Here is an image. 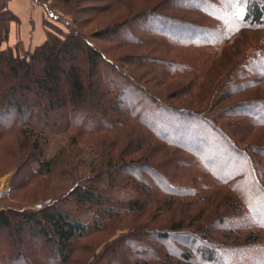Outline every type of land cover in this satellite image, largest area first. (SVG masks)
Masks as SVG:
<instances>
[{"label":"rangeland","instance_id":"rangeland-1","mask_svg":"<svg viewBox=\"0 0 264 264\" xmlns=\"http://www.w3.org/2000/svg\"><path fill=\"white\" fill-rule=\"evenodd\" d=\"M40 1L48 7L45 13L53 34L65 38L74 30L85 36L119 72L105 70L114 90L105 84L103 72L97 78L83 72L90 84L86 102L94 106L101 101L110 103L107 122L98 111L86 119L72 112L73 102L67 110L61 108L59 96L38 88L37 70H29L27 78L33 88L13 91L14 96L28 93L30 97L23 105L25 113L10 110L0 117V192L11 188L0 197V211L13 217L12 228L0 233L11 235L13 264L60 263L61 258L52 251L54 244L33 235L37 226L29 227L21 220V213L37 210L41 203L57 205L74 219L100 225L73 243L65 264H181L186 253L192 254L193 264H236L232 253L242 243L252 245L241 252L240 264H264L263 231H257L258 245L245 240L250 232L244 236L236 233L241 238L228 235L231 232L226 227L238 222L233 215L238 217L237 211L227 200L235 194L216 177L226 172L228 148L217 145L218 138L212 136L206 144L203 125L194 117L168 115L165 110L155 113L154 104L145 103L146 97L138 89L154 94L170 108L202 111L245 145H259L264 150V128L255 129L257 117L237 113L240 103L264 98V82L260 83L264 62L249 64L250 57H246L262 44L264 31L241 26L209 0ZM200 4L205 14L194 10ZM204 9L229 21H215ZM23 13L24 7L16 25L25 27L31 10ZM4 18L2 26H7L9 16ZM180 22L200 23L211 29L210 34L216 27L218 35L229 39L205 58L199 53L200 42L209 35L200 34L194 43L195 34L186 32L184 38L182 26H175ZM108 26L119 28L126 45L99 36L97 32ZM131 38L142 43L129 42ZM10 43L7 39L3 44L14 56L30 53L29 47ZM59 60L65 67V56ZM121 74L138 88L131 87L120 103L116 94L122 86ZM19 79H25L23 74ZM47 84L53 87V81ZM110 88L112 92H108ZM143 117L146 122L137 120ZM157 131L169 133L171 138L161 137ZM150 136L154 141L147 145ZM85 190L100 194L106 208L81 203L78 194ZM136 203L145 211L128 212ZM260 214L264 216V210ZM177 225L181 230L173 232ZM166 232L171 234L167 238ZM210 249L216 252L214 261L204 253Z\"/></svg>","mask_w":264,"mask_h":264},{"label":"trees","instance_id":"trees-1","mask_svg":"<svg viewBox=\"0 0 264 264\" xmlns=\"http://www.w3.org/2000/svg\"><path fill=\"white\" fill-rule=\"evenodd\" d=\"M72 1L73 0H70V2ZM208 3H210L216 10L228 14L232 20L241 26L245 28L248 27L252 31H264V0H209ZM199 6L201 8H195L194 10L204 13L203 8L205 7L201 4ZM213 7L210 6V8ZM241 8L244 9L243 12H240ZM204 10L211 15H208V17L215 21L222 23H227L229 21L224 16L215 15L213 12L206 9ZM7 15L9 16L10 22L7 20L8 25L2 26L3 18ZM15 19L16 16L7 9L6 5L0 3V117L6 116L10 110H14V112H17L18 114L26 112L23 105L26 104L30 98L28 93H20L15 96L12 93L13 91H16L17 88L24 92L33 88L34 84H31L27 79L29 70L33 69L38 72V88H46L49 91L51 90V94L54 96H59L58 101L61 102V105H59L61 108L67 110L66 107L68 103L73 102L72 112H79L84 119L91 115H98V112H101V116L105 117L104 121H110L107 118L109 110L108 106L110 105L108 101H101L98 106L86 102V92L90 84L88 86L87 82L84 80L83 72H86L89 78H97L98 74L103 72L102 78L105 79V84H110V87L114 90V86H111L113 82L111 79L106 78L105 70H111L112 72L118 73V66L112 62L111 59L105 57V54L102 53L97 46L86 40L84 38L85 36L75 33L74 30L65 36V38L53 34L54 32L51 30L43 45L29 50L30 53L27 56H14V51L11 48H5L3 43L8 39L11 21ZM176 25L179 27L182 26L181 31L184 38L187 36L186 32L191 33L193 36L195 34L194 43H197V41L200 40V34L205 33V35H209V37L201 39L204 41L200 42L199 53L205 58L207 53L213 54V51L218 50V48L229 39V37L218 35L216 27L213 34H210L211 29L209 27H207L208 29L204 28L200 23L197 25L195 23L180 22L175 24V26ZM119 31L118 27L114 28L108 26L102 28L97 33L101 38L109 39L110 37H113L110 41L114 42V40H116L115 43L119 46H124L126 45L124 43L125 40L119 37L121 35ZM231 34H234V32L231 31ZM116 36L117 39L114 38ZM180 36L182 37V35ZM131 39L132 40L128 41L142 43V40L139 38ZM263 43L264 39L260 46L254 47V50L249 55H246L247 58L250 57L249 64H252L254 61H256L257 64L261 61L264 62ZM64 56L66 62L65 67H63L59 60ZM21 74H23V78H25L24 80L19 79ZM120 76L122 86L120 85L121 88L119 91L117 90L118 92L116 96L121 103V101L129 95L130 88H138V85L133 83L128 77L122 74ZM50 80L53 81V87L51 88L47 84ZM261 82H264V80L260 81V83ZM112 89L110 88L108 92H112ZM138 89L140 92H143V95H145V103L154 104L153 111H155V113L165 110L168 115L173 114L172 112H174L176 114L173 115L183 118L194 117L203 125L202 131L205 133V138L203 136L202 138L206 144L208 137L212 136L218 138V141L215 142L217 145L228 148L230 158L228 160V166H225L226 172H219L216 176L223 187H229V190L235 194V197H229L227 200L230 201L232 207L236 209L238 217H236V213L233 215L238 222H235L232 227H226L227 231L231 232L228 235L229 237L236 236L237 238H241L236 233L243 235L250 232V235L247 236L245 240L258 245V242L256 241L260 239V234L257 233V231L261 230L264 232V216L260 214L261 210H264V159H258L255 153H259V157L264 158L263 148H260L259 145L250 147L249 145H245L240 138L232 133V131L228 132L226 127L223 128L213 117L202 111L170 108L167 104L159 102L158 99L154 97V94H151L142 88ZM31 104L32 103L29 104V107H31ZM240 104L241 106L238 107ZM240 104H237L234 107L246 110L245 112L240 113L238 109L237 113L248 118H252L250 116L257 117H253L255 118V129L259 130L264 128V98ZM112 106L119 110V107H117L116 104ZM168 119L169 118H167V120ZM137 120L146 122L144 117L143 119L138 118ZM173 126L179 129L178 126ZM151 131L153 132V130ZM157 133L161 137L165 136L167 139L171 138L169 133L163 134L159 131H157ZM154 134L160 138L156 133ZM147 138V145L154 141L152 136ZM221 162L224 165L225 161L223 159H221ZM43 164L46 165L45 161H43ZM49 166L50 165H46L47 168ZM48 169H50V167ZM78 197V200L81 203L91 204L101 210L106 208V200L100 194H97L92 190L80 191ZM129 211L140 213L145 211V207L142 204L136 203L133 207L130 206L128 212ZM244 211L245 214L239 216ZM21 215V220L24 223H27L29 227L31 225L37 226V230L33 235L44 237L47 239L46 242L54 244L52 251L56 256L61 258L60 263L56 264H65L68 254L72 251L73 243L87 236L100 226L99 224L86 223L74 219L71 216V213L64 211L62 208L60 209L57 205L53 204L46 205L40 210L23 212ZM12 226L13 217L11 214L6 211H0V230H8L11 229ZM175 228L178 229L173 230V232L181 230L179 225ZM163 235H166L165 238H167L171 234L166 232ZM10 236V234H7V236L3 237L0 233V264H13V241ZM262 236H264V233H262ZM260 244L262 245V249H264V244ZM251 245V243L235 245L236 250L232 253L233 256H235L233 263L237 262L236 264H240L238 261L243 262L240 255L245 252L247 248H250ZM245 246H247V248H245ZM206 252L210 254L209 259H213L214 261L216 252L213 249L205 250L204 253ZM201 254H203V252H201ZM236 257L238 259H236ZM191 259L192 254L186 253L181 264H186V261L188 262L187 264H193ZM50 264L55 263L51 262Z\"/></svg>","mask_w":264,"mask_h":264},{"label":"crops","instance_id":"crops-1","mask_svg":"<svg viewBox=\"0 0 264 264\" xmlns=\"http://www.w3.org/2000/svg\"><path fill=\"white\" fill-rule=\"evenodd\" d=\"M0 3H4L7 9L16 16L10 25L8 36V40L10 39L11 42L10 46L14 47L16 44L19 48L29 47V50H32L40 46L41 41L47 40L51 29L48 26V18L45 13L48 8L46 3L40 0H0ZM23 7L24 13H27L28 9L31 10L30 19L25 27L16 25V22L20 20Z\"/></svg>","mask_w":264,"mask_h":264},{"label":"built area","instance_id":"built-area-1","mask_svg":"<svg viewBox=\"0 0 264 264\" xmlns=\"http://www.w3.org/2000/svg\"><path fill=\"white\" fill-rule=\"evenodd\" d=\"M10 192H11V188H7V191L2 190L0 192V197L5 196V195L9 194ZM47 204H48V202H47ZM45 206H46L45 203L44 204L41 203V204L36 205L35 209L40 210V209L44 208Z\"/></svg>","mask_w":264,"mask_h":264},{"label":"snow or ice","instance_id":"snow-or-ice-1","mask_svg":"<svg viewBox=\"0 0 264 264\" xmlns=\"http://www.w3.org/2000/svg\"><path fill=\"white\" fill-rule=\"evenodd\" d=\"M243 11H244V9H243V8H241V9H240V12H243Z\"/></svg>","mask_w":264,"mask_h":264}]
</instances>
